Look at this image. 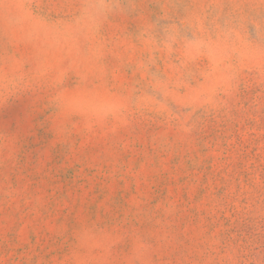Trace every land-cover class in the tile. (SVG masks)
Masks as SVG:
<instances>
[{"label":"rangeland","instance_id":"rangeland-1","mask_svg":"<svg viewBox=\"0 0 264 264\" xmlns=\"http://www.w3.org/2000/svg\"><path fill=\"white\" fill-rule=\"evenodd\" d=\"M0 264H264V0H0Z\"/></svg>","mask_w":264,"mask_h":264}]
</instances>
